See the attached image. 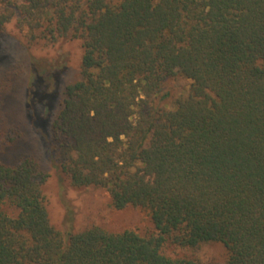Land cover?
Here are the masks:
<instances>
[{
    "label": "trees",
    "instance_id": "obj_1",
    "mask_svg": "<svg viewBox=\"0 0 264 264\" xmlns=\"http://www.w3.org/2000/svg\"><path fill=\"white\" fill-rule=\"evenodd\" d=\"M32 42L76 39L69 84L41 138L75 188L145 211L155 233L51 220L49 175L0 163V264H197L165 245L219 244L223 264H264V0H0ZM190 80L175 109L164 83ZM31 102L34 104V100Z\"/></svg>",
    "mask_w": 264,
    "mask_h": 264
},
{
    "label": "rangeland",
    "instance_id": "obj_2",
    "mask_svg": "<svg viewBox=\"0 0 264 264\" xmlns=\"http://www.w3.org/2000/svg\"><path fill=\"white\" fill-rule=\"evenodd\" d=\"M82 57L79 40L32 42L27 31L18 28L16 18L0 30V163L16 165L25 157L35 159L49 175L44 189L53 199L50 216L59 229L72 213L78 230L97 225L111 233L135 230L150 236L155 229L149 215L133 207L116 210L104 189L75 188L64 180L65 203L60 199L63 176L48 159L41 133L49 131L52 118L59 113L66 87L81 79ZM191 83L181 76L167 80L163 93L168 98L161 105L175 109L177 100L188 95ZM162 251L168 257L187 258L197 264H223L225 259L219 244L198 249L167 244Z\"/></svg>",
    "mask_w": 264,
    "mask_h": 264
}]
</instances>
